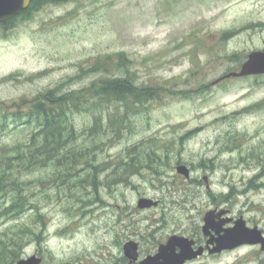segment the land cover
<instances>
[{"label":"rangeland","instance_id":"obj_1","mask_svg":"<svg viewBox=\"0 0 264 264\" xmlns=\"http://www.w3.org/2000/svg\"><path fill=\"white\" fill-rule=\"evenodd\" d=\"M255 50H264V0H73L0 26L2 160L38 128L15 116L24 103L58 86L87 95L95 80L123 73L94 72L107 55L123 52L139 85L167 87L122 132L91 137L97 110L75 114L83 135L72 164L15 168L29 204L0 218V241L23 232L26 245L0 264L35 254L42 264H113L129 237L146 248L192 234L216 204L264 223V74L213 84ZM143 197L158 206L139 208ZM14 198L1 193L0 212Z\"/></svg>","mask_w":264,"mask_h":264},{"label":"trees","instance_id":"obj_2","mask_svg":"<svg viewBox=\"0 0 264 264\" xmlns=\"http://www.w3.org/2000/svg\"><path fill=\"white\" fill-rule=\"evenodd\" d=\"M69 1L73 0H32L27 11L1 23L0 26L7 29L17 19L28 17L32 11L40 9L43 5ZM114 65L118 71L122 69L123 73L95 80L88 88H85L87 95L82 94L81 91L63 93L58 86L40 93L29 103H24L28 107L27 112L19 111L20 113L15 115L18 118H27V123L37 122L38 128L35 129L29 143L24 146L18 145L14 150L15 154L5 155L6 159L0 158V162L3 161L2 163L5 165L0 166V194L10 192L15 195L14 200L7 207L1 209L0 218L22 215L29 204L23 188L19 185L20 181L15 176V168L32 171L44 168L52 162L61 164L64 158L72 164L78 157L74 151L77 149L78 137L83 134L74 124L73 116L75 114L83 110H97L94 113L91 130L88 132L91 137L97 134L98 128H116L122 132L124 128L131 127L132 115L134 117V114L139 110L146 109L155 100L163 98L166 86L139 85L134 81L130 74L129 60L123 52L107 55L105 59L95 64L93 70H95L94 72L99 70L105 72ZM112 106H115V110H111ZM105 110L109 111L106 116L101 114ZM14 161L15 166H13ZM133 167L131 166V168ZM34 234L37 239H44L42 231ZM24 235L27 234L22 232V236L13 235L12 237L6 235L5 240L0 241V259L6 261L14 258L17 249L24 248L26 245ZM10 261L14 262V260Z\"/></svg>","mask_w":264,"mask_h":264},{"label":"flooded vegetation","instance_id":"obj_3","mask_svg":"<svg viewBox=\"0 0 264 264\" xmlns=\"http://www.w3.org/2000/svg\"><path fill=\"white\" fill-rule=\"evenodd\" d=\"M210 212L214 227L205 231V217ZM202 220L200 227L197 226L192 234L172 233L171 235L184 236L187 240H182L180 243L176 241L171 246L164 247L163 253L161 247L168 245L171 235L155 237L147 244L146 248L143 247L141 241L129 237L123 243L124 253L122 251L120 262L115 260L113 264H177L167 258L179 257L182 250L189 249L192 257L186 259L182 264H264V244L262 243L264 223L262 219L249 217L241 211L237 212L227 204H216L204 213ZM238 221L244 222V226L249 231L256 230L253 240L257 241L246 242L232 249L219 248L217 239L225 234L226 230L233 228ZM129 242L138 244L136 259L126 253L125 247ZM115 243L117 244L116 240ZM200 250L201 252L196 253Z\"/></svg>","mask_w":264,"mask_h":264},{"label":"water","instance_id":"obj_4","mask_svg":"<svg viewBox=\"0 0 264 264\" xmlns=\"http://www.w3.org/2000/svg\"><path fill=\"white\" fill-rule=\"evenodd\" d=\"M31 4V0H0V23L6 22L20 13L28 9ZM264 74V50H255L249 53L247 59L241 66L240 71L231 72L219 80L226 77H244L249 75H258ZM177 171L186 176V178L191 177L190 169L186 165H178ZM159 204L158 201H155L148 197H143L139 200L138 205L140 208H149L153 206H157ZM212 213H207L205 217V225L204 230L207 231L209 228L214 227V222L212 218ZM256 230L249 231L245 226L244 222L238 221L233 228L226 230L225 234L221 235L217 239V244L219 248H235L243 243L257 241L253 240V234ZM182 240H187L185 237H179L177 235H173L170 237L168 245L161 247V252H164L166 247L171 246L174 242L180 243ZM262 243L264 244V237L262 239ZM165 247V248H164ZM126 253L130 256H133L134 259L137 258L138 255V244L135 242H129L126 245ZM190 250V249H189ZM189 250H182L181 255L179 257H168L169 261H175L177 264H182L186 259L191 258ZM201 252L198 251L196 253ZM196 255V254H195ZM43 261V257H39L38 255H33L27 258H23L17 262V264H41ZM53 264V263H49ZM72 264V263H65Z\"/></svg>","mask_w":264,"mask_h":264}]
</instances>
